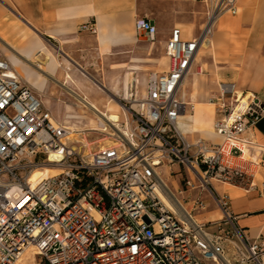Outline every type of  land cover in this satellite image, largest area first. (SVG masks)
I'll return each mask as SVG.
<instances>
[{
    "label": "built area",
    "instance_id": "built-area-1",
    "mask_svg": "<svg viewBox=\"0 0 264 264\" xmlns=\"http://www.w3.org/2000/svg\"><path fill=\"white\" fill-rule=\"evenodd\" d=\"M197 1L208 7L209 21L236 12L237 0ZM135 30L158 39L147 18L136 19ZM204 33L186 38L172 29L168 68L134 99L132 125L93 153L75 147L70 127L23 83L0 47V264H23L27 252L25 264H264V238L238 225L229 196L217 188L254 186L257 145L246 134L264 117V104L222 83L209 98L221 142L190 139L179 129L193 108L183 85ZM167 163L186 171L174 191L162 181ZM45 166L62 173L32 182ZM208 199L221 218L195 221Z\"/></svg>",
    "mask_w": 264,
    "mask_h": 264
},
{
    "label": "crops",
    "instance_id": "crops-1",
    "mask_svg": "<svg viewBox=\"0 0 264 264\" xmlns=\"http://www.w3.org/2000/svg\"><path fill=\"white\" fill-rule=\"evenodd\" d=\"M14 2L21 18L31 26L36 35L18 48L8 41L5 30L0 27V42L4 44L1 49L9 56V61L22 80L27 79L29 84L25 82L41 94H45L47 90L45 75L54 73L59 65L56 56L41 39L59 44L70 38H90L98 51L109 52L119 45L130 43L133 36L129 30L133 28V23L135 29L136 19L147 18L157 26L158 36L163 34L166 39L174 27H180L186 38H193L212 23L207 36L208 52L202 54L200 49L192 65L191 72L197 78L192 82L194 90L197 82L201 81V77L197 76L204 75L205 72L208 73L207 86L214 91H217L222 83L235 84L237 90L255 94L264 104V0H237L236 12L217 14L211 21L207 8L201 10V2L196 0H14ZM39 54L44 56L47 67L43 69L41 64L36 65L40 66V69L35 65L34 67L37 71H43V74L34 72L25 63ZM134 74L130 72L123 82L126 94L129 81ZM68 79H71L69 75ZM187 80L188 77L186 82ZM193 94L190 101H193ZM42 99L49 108L48 98ZM85 100L90 102L87 98ZM90 103L100 112H106L111 104L106 111H101L96 104ZM66 107L68 111L73 109L69 105ZM194 114L195 111L192 114H185L179 129L185 135L200 133L202 137V129L199 126L187 131L180 128L185 124L186 116ZM214 115L215 111L213 119L207 122V127H211L212 130ZM246 137L257 145V149L251 151V157L259 164L256 167L254 186L243 188L218 185L217 188L219 192L229 196L232 213L237 217L238 225L250 237L264 238V117L246 134ZM202 138L213 142L219 141L218 137ZM208 206V210L198 217L202 221L220 219L221 213L213 200L208 199Z\"/></svg>",
    "mask_w": 264,
    "mask_h": 264
},
{
    "label": "rangeland",
    "instance_id": "rangeland-1",
    "mask_svg": "<svg viewBox=\"0 0 264 264\" xmlns=\"http://www.w3.org/2000/svg\"><path fill=\"white\" fill-rule=\"evenodd\" d=\"M200 6L203 11L205 10L203 8L208 10L204 3H200ZM0 27L5 30L8 41L12 45H17L18 48L36 35L31 26L21 18L14 0H0ZM129 33L133 36L130 43L119 45L109 52L98 51L90 38H70L59 42V44L48 39H41L56 56L59 65L54 73L45 75L47 78L45 94L31 89L41 98H48L49 109L59 121H65L68 126L76 128L81 133V137L86 139L82 146L87 150V153H93L103 146L114 145L118 133L109 125H106V130L103 131L104 127L98 126V116L83 107L80 98H87L101 111H106L110 103L118 102L124 107L122 110L120 109V128L125 130L127 124L128 127L132 125L130 112L135 109L134 99L144 98L150 77L154 73H162L168 68L165 43L167 39L163 34L158 36L157 41L152 42L145 35L135 31L134 23ZM3 45L0 42V47ZM207 52L208 47H203L201 53ZM7 57L9 59V56ZM25 63L36 73L40 71H37L34 65L41 64L43 69L47 67V61L40 54ZM130 72L135 73L134 77L137 82L131 84V97L125 99L127 95L123 82ZM68 75L71 79H68ZM197 77H201V81L197 82L195 90L192 82L196 76L191 72V76L188 77L186 100L189 101L191 94L194 93L192 103H208L209 98L215 92L207 86L208 73L204 72V75ZM25 81L29 84L27 79ZM25 81L23 80V83L28 85ZM68 105L73 108L72 111H68L66 107ZM211 108L213 109V107ZM67 113L79 115L81 118L66 119ZM187 113L192 114V108H189ZM197 120L198 122H210L211 116L206 110H198L192 116L187 115L184 119L185 124L180 128L184 131L193 130ZM188 137L194 139L201 137V134L193 133ZM161 171L162 178L171 190H176L175 186L181 187L185 178V170L183 171L177 165L167 163ZM51 173L52 171L40 170L35 173L33 178L39 179ZM177 197L182 198L178 194ZM191 200L190 197L187 201L191 202ZM188 207L192 209V204L189 203ZM195 220L202 221L200 217H196ZM30 255L27 252L21 262L25 264Z\"/></svg>",
    "mask_w": 264,
    "mask_h": 264
},
{
    "label": "bare ground",
    "instance_id": "bare-ground-1",
    "mask_svg": "<svg viewBox=\"0 0 264 264\" xmlns=\"http://www.w3.org/2000/svg\"><path fill=\"white\" fill-rule=\"evenodd\" d=\"M211 25L212 23H210L206 29H205V33H204V37H205V42L202 46L203 47H208V39H207V36L208 34L210 33V30H211ZM201 48V50H202ZM20 58V57H19ZM13 66V65H12ZM40 69V66H36ZM14 68V67H13ZM15 69V68H14ZM16 70V69H15ZM17 71V70H16ZM18 73V72H17ZM40 73L43 74V71L40 70ZM191 73V72H190ZM48 74V73H47ZM19 75V73H18ZM20 79L22 80L21 76L19 75ZM189 77V75H188ZM23 81V80H22ZM134 82H137V79L132 76V79L129 81V86H128V92H127V98L131 97V91H130V88H131V84H133ZM183 93H184V97H185V100H186V81L184 82V85H183ZM187 101V100H186ZM189 102V105H191L193 108V112L195 111H198L200 109H203V110H206L210 116H211V119H213V109L211 107H214L211 103H192V101H187ZM80 103L83 105V107L91 110L92 112H94L99 120V127H104L103 128V131H105L106 129V125H109L110 127H112L120 137H123V135H125L124 133L127 132V130H122L120 128V122H121V118H120V115H119V111L120 109L122 110L124 107H122L120 104H113L111 103L109 105V108L106 112H100L93 104H91L90 102H88L87 100L83 99V98H80ZM125 112V111H124ZM186 113L182 114L181 117L179 118V124L181 122V119L185 116ZM66 119H78V118H81L79 115H74L73 113H67L66 116H65ZM195 126H199L201 129H202V137H218L219 138V141L218 142H215V143H220L221 142V137L218 136L213 130L211 127H207V122L205 121H202V122H196ZM70 127V126H69ZM127 127H128V124H127ZM70 129L72 130L71 131V139L73 140V144H75V147H78L79 145L83 144L86 142V139H84L83 137H81V133L74 127H70ZM84 134V133H83ZM201 137V138H202ZM204 139V138H203ZM215 139V138H214ZM207 140V139H205ZM215 141V140H214ZM78 144V145H77ZM109 144V143H108ZM111 144V142H110ZM88 145V144H87ZM86 145V146H87ZM90 152V151H89ZM40 170H48V171H52L51 174L47 175V176H44V177H40L39 179H34V175L37 171H40ZM62 172H61V169L57 168V167H51V166H45L41 169H36L32 175H31V181L36 183L38 181H40L42 178H45V177H49V176H53V175H60ZM162 181L164 183H166L164 181V179L162 178ZM163 188L164 185H162ZM176 189H178L177 186H175ZM166 189V188H165ZM163 190V189H162ZM159 192V195L160 197L162 198V200L170 207L173 208V205L172 203L166 198V196L164 195V193L162 191H158ZM188 211H190L189 209H187ZM196 221V220H195ZM25 256V255H24ZM23 259V258H22ZM21 259V261H22ZM20 261V262H21Z\"/></svg>",
    "mask_w": 264,
    "mask_h": 264
}]
</instances>
